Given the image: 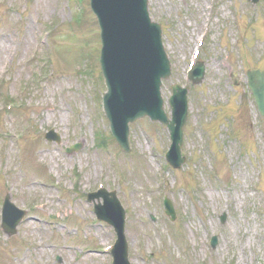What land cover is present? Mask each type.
Listing matches in <instances>:
<instances>
[{
    "label": "rangeland",
    "instance_id": "rangeland-1",
    "mask_svg": "<svg viewBox=\"0 0 264 264\" xmlns=\"http://www.w3.org/2000/svg\"><path fill=\"white\" fill-rule=\"evenodd\" d=\"M86 2L0 0V106L21 110L0 111V216L6 192L26 211L14 236L0 229V264H111L103 249L115 234L85 197L101 180L126 212L131 264H264V120L244 74L264 71V0H148L171 62L160 87L166 112L170 85L188 83L177 170L164 161L168 131L146 118L129 125V153L114 141L97 146L108 124ZM194 49L204 63L199 85L186 77ZM49 129L60 143L43 139Z\"/></svg>",
    "mask_w": 264,
    "mask_h": 264
},
{
    "label": "water",
    "instance_id": "water-1",
    "mask_svg": "<svg viewBox=\"0 0 264 264\" xmlns=\"http://www.w3.org/2000/svg\"><path fill=\"white\" fill-rule=\"evenodd\" d=\"M258 0H252L257 2ZM147 0H91V8L97 16L102 43L100 64L107 90L103 95L104 110L112 133L123 149L128 147V123L148 116L160 121L170 130L173 140L166 157L179 166L181 129L186 118V90L172 86L169 99L172 118L163 112L159 87L161 79L168 78L170 65L161 44V30L151 22L147 13ZM201 73H195L198 81ZM248 86L254 94L260 114L264 117V76L257 70L248 72ZM49 138H55L52 132ZM48 138V139H49ZM114 193L101 194L104 205H94L97 217L113 226L117 241L113 246L114 264H129L124 239V212ZM166 213L173 214L169 202ZM22 213L7 201L3 207L2 226L10 234Z\"/></svg>",
    "mask_w": 264,
    "mask_h": 264
}]
</instances>
